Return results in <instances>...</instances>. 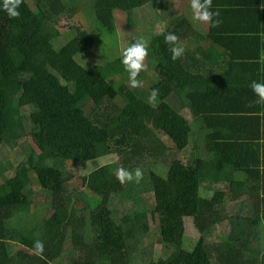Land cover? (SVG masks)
Segmentation results:
<instances>
[{
    "label": "trees",
    "instance_id": "16d2710c",
    "mask_svg": "<svg viewBox=\"0 0 264 264\" xmlns=\"http://www.w3.org/2000/svg\"><path fill=\"white\" fill-rule=\"evenodd\" d=\"M70 1L21 0L17 18L0 11V169L21 156L0 185V264H264V104L249 87L264 83V0H212L219 23L207 39L218 50L200 53L208 63L180 20L153 34L149 90L112 79L124 73L120 60L82 67L91 36L59 43ZM151 1L93 0L92 16L114 33L116 12ZM165 33L184 48L175 61ZM80 94L92 114L68 105ZM106 151L118 161L85 176L57 164L83 166ZM121 168H139L140 181H117ZM41 198L45 215L27 221ZM186 219L199 233L192 248Z\"/></svg>",
    "mask_w": 264,
    "mask_h": 264
},
{
    "label": "rangeland",
    "instance_id": "374dc122",
    "mask_svg": "<svg viewBox=\"0 0 264 264\" xmlns=\"http://www.w3.org/2000/svg\"><path fill=\"white\" fill-rule=\"evenodd\" d=\"M69 3L72 5L71 6L72 8L74 7L76 9V11L70 18H64L59 23V31L61 36L59 39V43L63 42L64 44L65 42H69L74 38L80 39L85 36L86 37L91 36L94 39L92 50L89 53L80 52V54L76 58V60L79 62V64L82 67L87 68L88 66L94 63H99V64H105L107 62L114 63L115 61L120 60V53L124 48L128 47L130 43L134 42L135 40L141 38L144 41H146L147 54H149L148 52L149 40H151V38L154 36L153 33H155L157 28L156 23L158 24V22H161V20L158 18L157 15L159 11L158 5L155 6V4L152 3L147 4V6L145 5L142 8L133 10L130 13V15L129 13L116 12L115 13L116 30L114 33L109 34L102 32L93 19L92 16L93 12L91 10L93 0H76V1H70ZM146 60L147 58L145 56L144 60L142 61L144 66L142 75L144 76V78H140L137 76V79L142 82L141 86L144 89L148 88L149 90L150 88L149 83L153 84L154 81L157 82L158 77L153 70L146 69L147 67L149 68V66L146 67V65H148ZM115 66L117 67L118 64L115 63ZM113 77L114 78L112 79L115 80L118 84H125V85L128 84L127 73L125 72L122 73L121 75L114 73ZM149 95L146 96L147 100ZM116 104L121 108L125 107V103L121 99H118L116 101ZM68 105H75L84 108L87 114L93 113L92 112L94 108L93 103L90 101L89 97L85 94H80L75 96L74 98H70L68 100ZM148 111H149L148 114L151 117V119H154L159 113V110L158 109L156 110L154 108H150ZM181 114L189 122L193 124L192 117L187 111L183 110ZM151 125L152 124H149V126ZM159 137L162 139V141L165 144H170L169 134L161 133L159 134ZM101 151L103 152L104 150L102 149ZM19 158H21V156H19V152L16 150L11 156L10 161L6 165L1 166L0 185L3 183L4 177L9 176L12 173L11 168L15 167L19 163L20 160ZM117 161H118V155L110 154L106 151V153L104 152L103 154H100L99 158H97L96 160L89 161L83 166L79 164L78 165L73 164L70 161H58L57 164L61 166V168L64 171L73 170L76 171L78 174L85 176L88 175L90 172L97 170L99 167L109 165ZM155 172L158 174L159 172H161L164 175L166 169L163 166H159L157 171L155 169ZM80 183L81 182H79V186ZM44 204L45 201L43 198H41L40 204L37 206L35 211L31 213L29 216H26L27 221H32L33 223H35L39 219H41L45 215V212L43 211ZM82 206L83 205L80 201L78 204V208H79L78 210H81ZM232 207L234 208L235 206ZM217 235L222 237V234L219 231V229L217 231ZM198 239H199V233L195 229L193 220L186 219L185 241L187 243V246L189 248H192Z\"/></svg>",
    "mask_w": 264,
    "mask_h": 264
},
{
    "label": "clouds",
    "instance_id": "9594fccd",
    "mask_svg": "<svg viewBox=\"0 0 264 264\" xmlns=\"http://www.w3.org/2000/svg\"><path fill=\"white\" fill-rule=\"evenodd\" d=\"M21 0H0V11H4L9 18H17L19 16V5ZM190 18L193 25L199 23H210L215 27L219 21L215 19L219 12L212 10V0H190L189 2ZM177 36L173 33L164 34V43L170 45L168 51L170 52V59L175 61L184 52L182 45L177 43ZM147 55V44L142 38L137 39L122 50L120 53V64L125 73H127L128 86L130 88H137L141 86V81L137 79L138 74L143 70V63ZM253 94L257 97V104H264V83L252 81L249 85ZM157 97V90L152 89L148 97V102L152 103ZM142 177L139 168L129 172L126 169H118L116 172V179L120 183L126 181L139 182ZM32 250L36 255H40L43 251V244L39 240H35L32 244Z\"/></svg>",
    "mask_w": 264,
    "mask_h": 264
},
{
    "label": "crops",
    "instance_id": "0c3cea01",
    "mask_svg": "<svg viewBox=\"0 0 264 264\" xmlns=\"http://www.w3.org/2000/svg\"><path fill=\"white\" fill-rule=\"evenodd\" d=\"M151 2L155 4V6L157 5L159 6V11L157 15L158 18L161 20V22H158V24L156 23L157 28L155 33L153 34H159L164 32V30H167L169 27L173 26L174 24H176L177 21L180 20L182 22L181 27H183L184 30L186 29L190 30L189 34H191L192 40L189 43L190 46L193 48L192 50L197 51L198 53L196 54V56L198 55V57L201 58L204 57L205 61L208 63V60L206 58L208 57L207 55L209 54L201 55L200 53L204 51L207 52L209 50H218V48L213 47V45L209 43L210 40L207 39L210 23L202 22L197 24L196 26L193 25L189 11L190 0H152ZM182 40H187V39L184 38ZM179 42L180 40L178 41V43ZM193 57L194 54L192 55L190 54V60H194L192 59ZM224 65H225L224 62L219 60V65L216 66L219 69H221V67ZM216 66L214 67L217 69Z\"/></svg>",
    "mask_w": 264,
    "mask_h": 264
}]
</instances>
